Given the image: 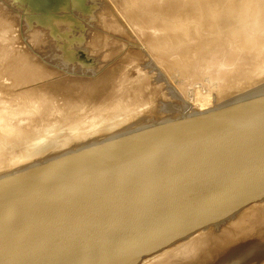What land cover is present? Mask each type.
Wrapping results in <instances>:
<instances>
[{"label": "water", "instance_id": "1", "mask_svg": "<svg viewBox=\"0 0 264 264\" xmlns=\"http://www.w3.org/2000/svg\"><path fill=\"white\" fill-rule=\"evenodd\" d=\"M102 139L0 179V264H264V86Z\"/></svg>", "mask_w": 264, "mask_h": 264}, {"label": "rangeland", "instance_id": "2", "mask_svg": "<svg viewBox=\"0 0 264 264\" xmlns=\"http://www.w3.org/2000/svg\"><path fill=\"white\" fill-rule=\"evenodd\" d=\"M21 1L22 0H10V2L7 3V7L6 5H0L2 13L5 11L10 12L12 10L11 13H9V16H4L6 20L1 16L2 13L0 14V179L12 175L16 171L41 165L47 161L61 157L64 154L66 155L67 150L72 149L67 152L69 153L76 150L75 148L80 145L86 144L84 145V148H88L93 145V141L98 140L99 138L107 139L110 137V134L115 132L118 133V131H122L128 127L146 123L147 121L160 120L165 117L178 116L185 111L196 112V109H198L201 103L200 100L207 96V98L215 97L212 99L215 104L217 98L223 99L224 101H220V103H223L229 99L242 96L245 93L264 86V73H259L260 70H264V34H259V32H264V22L263 20H260L262 19V15H264L261 14L264 12V0H199L200 3L201 1L202 3L204 2L203 7H200L202 4L199 5V1L197 3L199 7L198 9L201 10V15L204 14L202 12L203 9L200 8L206 6L207 8L205 9L209 10V12L207 11V14L203 10L205 16H202L201 18L205 17L203 18L204 20L209 19L206 15L212 14V11L210 10L211 7L212 10H215L217 7L216 10H220L219 7L221 4L224 6L225 11L221 6L220 12L222 14L219 15L220 17H218V19L223 20L227 17L229 18V22L230 16L233 17L231 14V11H233L231 6H234L235 8L237 7L236 11L238 13L244 11L243 15L241 14L242 17L246 18V16H249L247 18V23L250 21L248 24L251 26L248 27L247 23V26L244 25L245 23H243V21L245 19L242 18L244 20L240 22V25H242V27L245 26V28L241 29L239 26L242 31L238 32L239 28L238 30L236 29L237 32H234L235 35L234 33L231 34V37L229 34L225 33V36V34L221 32L223 28H221L222 25H220L221 30L218 33H221L224 38H221L219 36L220 34L218 35L220 38H218V36L216 34L215 36L213 33L216 37V39H214L212 38V35V37L209 36L211 33L208 32V37L205 36V39H208H202V43L198 41V44L196 41L201 39L199 37L202 36L197 37L195 35L198 33H196L195 35L189 36H195L196 39L198 38L197 40L192 38L195 40H192V42L196 44L194 46L191 44L192 42H188V37H185L188 43L186 40L184 41V38L182 39L183 41L177 43L179 50L175 44L174 50L172 48L174 47L173 44L172 47H169L172 49L168 50L167 45V48L162 46V48L167 50L166 52L165 49H162V52L168 54L170 50V53L168 54L169 56L164 53V55H158L162 58V61H164V65H162L163 62L160 61L161 59L159 57L156 58L155 54L153 56V54L150 53L151 51H149V48L141 42L143 34L141 33V38V35H138V33L135 32L136 30L129 27L126 21L123 20V17L128 10L126 11L123 7L119 5L117 6L113 1L57 0V2L50 7L45 3L46 0H40L42 2H36V4L30 0H23L28 6L22 10L17 11V9L13 12L16 5H18V8L20 7L19 5L22 3ZM161 1L163 4H165V2L169 4V2H171V5L173 4L172 7H174L176 1L178 4L181 1L185 2L186 5L189 4L188 6H191L190 2H196V0H174L175 2L172 3L173 0H160V6L163 5L161 4ZM186 1L189 2L187 3ZM182 2L181 4H183ZM221 2L225 4H222ZM218 3H220L219 6ZM178 4L175 6L181 5ZM185 4L182 6L185 7V10L180 6V10H183V13L177 9L179 12L178 17L181 18L178 19L181 21L187 20L186 17L189 15L188 13L191 12V16L189 17L191 18L193 17L192 15H195L192 11H197V7L196 9L194 7L197 5L196 3L194 6L192 5L193 7L191 6L189 8H186ZM251 5L253 8L255 5H257V7L252 9ZM191 8H194L195 10L192 9L191 11ZM174 9L176 10V7ZM187 9L190 10L187 11L188 13L186 12ZM226 9L228 13L226 12ZM251 10L258 12V15L253 18L255 21H252L253 24L257 22L255 25L251 24L254 14ZM223 11L226 13V16L223 15ZM213 12L215 13V11ZM252 12L253 14H251ZM114 15H116V17H114ZM199 17L200 15L198 18ZM208 17L214 18L212 15H208ZM255 18H257V20ZM214 19L211 20L213 21ZM208 21H210V19ZM212 21L210 22L212 23ZM224 22H227V19ZM228 22L227 25H229ZM244 22H246V20ZM212 24H215V22ZM102 25L104 27H102ZM228 27L224 26L225 29L227 28L230 31V28ZM120 28L122 30H120ZM246 28H249L248 30L251 33L255 30V35H253L254 33L251 34V37L253 36L254 38H245V36H243L244 31L247 33L249 32ZM135 29L139 28L137 27ZM199 29L201 30L202 27ZM195 30L197 31L198 29L195 27ZM203 30L204 29L201 31ZM228 30H226L227 33H229ZM189 31L191 32L190 29ZM8 32L11 34H8ZM190 32L188 33L187 30L186 33L190 34ZM193 32L194 31L191 33ZM198 32L200 31L198 30ZM212 32H214V30ZM202 33L203 32H201V34ZM234 37L236 39H241L242 41H236ZM243 37L247 40L243 41ZM104 38L115 42L121 40L123 42H120L124 44V48L120 47L122 46L121 43H118V45L116 43L117 46L109 45L108 47L105 45L107 48L105 46L102 47L104 43H108ZM230 38H232V40ZM219 39L224 42L221 43ZM11 40H13L14 43ZM103 40L105 41L104 43ZM209 40L211 41V47H209L208 44ZM205 41L208 42L207 45H203V43H206ZM218 41L220 43H218ZM251 41H253V43ZM255 41L261 42L258 45L259 42L257 43ZM94 42L97 45L94 44ZM100 42L102 45H100ZM213 42L215 44L218 43L217 45L219 47H213ZM130 44L141 45L139 46L137 53L134 52V54H130V52H126L127 49L132 50V48L129 49L131 46ZM200 44L201 47L202 45L203 47L205 46L204 50L207 51V54L203 49H199ZM94 45L96 46L95 48H93ZM99 45L101 46L100 48ZM10 46H12V48ZM183 47L186 48V50L188 47L190 51H192L191 49L197 48V51L201 50L205 53L201 52L200 55V52L196 54V51L194 52L193 50L190 53L188 50L190 54L193 52L195 53H193V57L190 55L192 58L189 56L191 58L189 59V53L187 56H183V54L186 53L183 51L185 50ZM212 47L215 48L214 51L212 49L209 50ZM151 48L153 49V47ZM121 49H123L124 52L120 53ZM177 50L179 52L175 53ZM182 51L184 52L183 54ZM211 51L216 55L213 52L211 54ZM107 54L108 56L111 54L112 57L111 55L109 56L110 58L105 56ZM170 54H172V56ZM198 55H200V57ZM103 56H105V58ZM182 57H187L190 61L188 62V59L185 58L184 60ZM213 57L216 59H213ZM10 59L11 61H7ZM103 59H105L107 63L105 60L103 61ZM173 61L174 65L176 63L175 66L173 65ZM199 61L201 63H199ZM208 61H211L210 65ZM236 61H238L239 64ZM234 62L237 64L235 65ZM33 63L34 65L36 63V66H34ZM37 63L38 65L41 64L39 68ZM229 63L231 65L230 69L233 68V70L229 72L231 74H228L227 72V78L229 77V80H222L224 78L220 74L222 71L220 69H222L221 67L223 65H225L223 67H226V64L229 65ZM20 65L22 67H20ZM27 67L30 69H27ZM31 67H34L33 70ZM41 67L43 68V71H41ZM183 68H187L186 70L188 72L186 70L184 71ZM20 69L22 72L19 71ZM212 69L213 73H211ZM246 69L247 71L255 69V71L253 70L254 72L249 75ZM52 71L54 73L55 71H59L60 73L53 74ZM35 72H39L40 75ZM218 72L220 76L217 79V76L219 75ZM215 74H217V76ZM57 75L59 76L57 77ZM27 77H30V81ZM45 77L46 80H43ZM47 79L50 81H47ZM240 79H242L245 84L241 82L242 80ZM223 81L224 83L221 87V82ZM65 82L67 85H65ZM18 83L21 84L22 88L19 87L20 85ZM17 87H19V89ZM235 88L238 89L236 90ZM32 91L35 94L32 93ZM220 92L221 95L218 97L217 95ZM225 96L227 97V100ZM108 135L109 137H107ZM37 138H43L39 149L33 147L36 143L35 139ZM21 155L26 156V160H23L24 162L19 159Z\"/></svg>", "mask_w": 264, "mask_h": 264}, {"label": "bare ground", "instance_id": "3", "mask_svg": "<svg viewBox=\"0 0 264 264\" xmlns=\"http://www.w3.org/2000/svg\"><path fill=\"white\" fill-rule=\"evenodd\" d=\"M12 1V0H11ZM113 1V3H115L117 6L119 5V6H121V7H123L127 12L125 13V16L123 17V16H120V17H123V20L124 21H126V23L128 24V26L129 27H132L134 30H136L135 32H137L138 33V35H141V33L143 34V38H142V35L140 36L141 38H142V40H141V42H143L148 48H149V51H151L150 53H152L153 54V56H154V54H155V56H156V58L157 57H159L160 58V56H158V55H161V54H166V55H168L169 53H170V50H169V52H168V54L167 53H165V52H162V49H165V48H167L166 47V45L168 46V48H167V50L168 49H172L173 48V50H174V48H175V46H174V44L178 47V45H177V43H179V42H181V41H183L182 39L184 38V41L186 40V38L185 37H188V42H192V40H194V39H196V37L195 36H202V37H199V38H201V39H196L197 41H196V43H198L199 44V42L198 41H200L201 43H202V39L203 40H207L208 38V36H207V33L208 32H210L211 34L209 35V33H208V35L210 36V37H212V38H214V39H216V35L218 36L219 34V36L221 37V38H224V36L223 35H221V33H218V32H220V30H221V28H223L224 29V31H223V29H222V33H226V34H229V36L231 37L232 35L231 34H233L234 32H237V30H238V28H239V26L241 27V29L242 28H245V26H243L242 27V25H240L241 23L240 22H242L244 19L246 20V22H244L243 21V23H245L244 25H246L247 26V24L248 23H250V21L247 23V18L249 17V16H246V18L245 17H242V15H243V12L241 13H238L237 11H236V9H237V7L235 8L234 6H231V8H232V10L235 12H233V11H231V14L233 15V17H231L230 16V20H229V22H228V19L229 18H227V17H225L223 20H220V19H218V17H220L219 15H221L222 13L220 12L221 11V6L223 7L222 9L225 11V8H224V6L223 5H221L220 3H218V6H219V4H220V7H219V9L220 10H216L215 8H213V9H215V10H212V7H211V11H212V14H208V15H212V16H214V18L212 17H208V15H206L207 16V18H209L210 19V21H212L211 19H214L213 21H212V23H214L215 22V24H212L210 21H208L209 19H203V18H205V17H203V18H201L202 16H205V13H204V11L206 12V14L209 12V10H206L205 8H207L206 6L204 7V8H200V9H203L202 10V12H203V14L204 15H201L202 13H200L201 12V10H199L198 8V4L200 5V4H202V6L200 5V7H203L204 5H203V3H202V1H201V3H200V1L199 0H196V4L198 3V1H199V3L196 5V6H194L195 5V3H194V5H193V3L192 2H190V5L192 6H194L195 7V9H196V7H197V13L195 12V11H192V9L193 10H195L194 8H191L190 10L192 11V13L194 12L195 13V15H192L193 17H191V18H189L190 16H191V12L190 13H188L187 11L189 10V9H187L186 10V12L189 14V15H187V20H179V19H181V18H179L178 17V15H179V12H178V10L181 12L182 11V13H183V10H180V6L182 7V6H184V4H185V2H182L183 4H181V2L179 3V4H181V5H179L178 4V2H177V4L179 5V6H175V5H177L176 4V2L173 0V2L172 3H174L175 2V5H174V7H172V5H171V2H169V4L167 3V2H165V4H163L162 3V1H161V4H163V5H161L160 6V4H159V1L160 0H110V2H112ZM116 1V2H115ZM168 1H170V0H168ZM189 1H193V0H189ZM189 1H186L187 3L189 2ZM207 1V0H206ZM260 1V0H259ZM258 1V2H259ZM8 2H10V0H0V5L1 6H5L6 5V7L8 6ZM22 3L19 5L20 7L18 8V5H16L15 6V4H14V6H15V9H13V12L14 11H16L17 9V11H19V10H22L23 8H26L28 5L27 4H25V2L22 0L21 1ZM42 2V1H41ZM164 2V1H163ZM216 2V1H215ZM219 2V1H218ZM253 2V1H252ZM255 2H257V1H255ZM222 3V2H221ZM249 3H250V1H249ZM260 3H262V2H260ZM263 3H264V1H263ZM104 4V3H103ZM112 4V3H111ZM168 4V5H167ZM222 4H225V3H222ZM227 4V3H226ZM258 4V3H257ZM186 5V4H185ZM189 4H187L186 5V8H189V7H191V6H188ZM205 5H207V4H205ZM214 5V4H213ZM215 5H217V4H215ZM247 5V4H246ZM260 5V4H259ZM1 6H0V8H1ZM108 6V5H107ZM115 6V5H114ZM170 6V7H169ZM192 6V7H193ZM102 7V6H101ZM176 7V10L174 9ZM177 7H179V8H177ZM209 7V6H208ZM214 7V6H213ZM227 7V6H226ZM230 7V6H229ZM246 7V6H245ZM250 7V6H249ZM249 7H247V8H249ZM257 7V5H255V7L253 8L252 7V5H251V8L252 9H255ZM14 8V7H13ZM117 8V7H116ZM235 10H234V9ZM259 8V7H258ZM7 9H10V8H7ZM124 9H122V10H124ZM178 9V10H177ZM182 9H184L185 10V7H182ZM228 9H230V8H228ZM260 9V8H259ZM3 10V9H2ZM114 10V9H113ZM189 10V11H190ZM199 10V11H198ZM242 10V9H241ZM247 10V9H246ZM1 11V10H0ZM4 11V10H3ZM10 11V10H9ZM12 11V10H11ZM11 11L10 12H7V11H5V12H3L2 13V11L0 12V14H1V16H9V13H11ZM118 11V10H117ZM208 11V12H207ZM211 11H210V13H211ZM213 11H215V13L213 12ZM224 11H223V15H225L226 13H224ZM247 11H249V10H247ZM251 11H253V10H251ZM111 12V11H110ZM178 12V13H177ZM226 12L228 13V11H227V9H226ZM246 12V11H245ZM253 12H254V14H253ZM251 14H253V17H252V20H251V24L252 25H255V23H257V22H255L254 24H253V22L255 21V20H253V18L255 17V16H257L258 15V12L257 11H253ZM16 13V12H15ZM119 13H121V12H119ZM181 13V14H182ZM184 13H185V11H184ZM193 13V14H194ZM214 13V14H213ZM255 13H257V14H255ZM18 14V13H17ZM242 14V15H241ZM261 14H264V12L263 13H261ZM12 15V14H11ZM16 15V14H15ZM20 15V14H19ZM94 15V14H93ZM110 15V14H109ZM122 15V14H121ZM200 15V19L198 18V16ZM228 15V14H227ZM241 15V16H240ZM246 15H247V13H246ZM248 15H249V12H248ZM18 16V15H17ZM185 16H186V14H185ZM226 16V15H225ZM229 16V15H228ZM260 16V15H259ZM264 15H262V19H260L261 21L263 20V22H264V17H263ZM11 17H13V16H11ZM114 17H116V15H114ZM118 17V16H117ZM5 18V17H4ZM9 18V17H8ZM179 18V19H178ZM189 18V19H188ZM231 18H232V20H231ZM242 18H244V19H242ZM251 18V17H250ZM102 19H104V18H102ZM116 19V18H115ZM191 19V20H190ZM204 20V21H202V20ZM221 19H222V17H221ZM227 19V22H228V24L229 25H227V22H224L225 20ZM256 20H257V18H255ZM5 20H6V18H5ZM207 20V21H206ZM248 20H250V19H248ZM101 21V20H100ZM99 21V22H100ZM223 23H222V22ZM253 21V22H252ZM117 22H118V20H117ZM262 22V23H263ZM119 23V22H118ZM222 23V24H221ZM224 23H225V25H224ZM247 23V24H246ZM12 24V23H11ZM103 24V23H102ZM115 24V23H114ZM117 24V23H116ZM126 24V25H127ZM220 25H222L221 26V28H220ZM227 25V26H226ZM13 26V25H12ZM11 26V27H12ZM118 26V25H117ZM224 26L225 27H228V26H230V27H228V28H230V31L226 28H224ZM251 26V25H250ZM249 26V24H248V27H250ZM102 27H104L103 25H102ZM119 27V26H118ZM139 28V29H135V28ZM195 27H196V29H198L200 32H198V30L196 31L195 30ZM201 28L202 27V29H204L203 31H201L199 28ZM214 27V28H213ZM255 27V26H254ZM253 27V28H254ZM14 28V27H13ZM189 29L191 30V32L192 31H194L193 33H191L190 31H189ZM237 29V30H236ZM247 29V28H246ZM249 29V28H248ZM247 29V31H249ZM252 29V28H251ZM255 29V28H254ZM253 29V30H254ZM108 30V29H107ZM115 30H117V29H115ZM120 30H122L121 28H120ZM133 30V31H134ZM187 30H188V33L190 32V34H188V33H186L187 32ZM214 30V32H212ZM226 30H228V32L229 33H227V31ZM105 31V30H104ZM118 31V30H117ZM127 31V30H126ZM196 31V32H195ZM204 31H205V35H204ZM239 31H242V30H240V28H239V30H238V32ZM97 32V31H96ZM101 32V31H100ZM201 32H203L202 34H201ZM120 33V32H119ZM196 33H198V34H196ZM213 33H214V35H213ZM218 33V34H217ZM252 33H254L253 35H255V30H254V32H252ZM250 31L247 33V32H245L244 31V33H243V36H245V38L247 37H251V34H252ZM8 34H11V33H9L8 32ZM99 34V33H98ZM196 34V35H195ZM226 34H225V36H226ZM259 34H264V32L263 33H261V32H259ZM190 35H195V36H192V37H189ZM212 35V36H211ZM234 35H235V33H234ZM101 36V35H100ZM99 36V37H100ZM103 36H106V35H103ZM102 36V37H103ZM119 36V35H118ZM205 36H207L206 38L207 39H205ZM218 36V38H220ZM240 36H242V35H240ZM258 36V35H257ZM6 37H9V36H6ZM5 37V38H6ZM133 37V36H132ZM209 37V38H210ZM227 37H228V35H227ZM253 37V36H252ZM251 37V38H252ZM260 37V36H259ZM258 37V38H259ZM98 38V37H97ZM140 38V39H141ZM192 38H194V39H192ZM235 38V37H234ZM244 38V37H243ZM243 39V41L244 40H247V39ZM250 38V39H251ZM254 38V37H253ZM11 39V38H10ZM9 39V40H10ZM13 39V38H12ZM96 39V38H95ZM105 39V38H104ZM108 39V38H107ZM115 39V38H114ZM213 39V40H214ZM226 39V38H225ZM224 39V40H225ZM231 40H232V38H230ZM236 39V38H235ZM238 39V38H237ZM236 39V41H239V40H241V39H238L237 40ZM262 39H263V37H262ZM135 40V39H134ZM211 40V39H210ZM209 40V43L208 42H206V43H203V45H207V43L209 44V47H211L210 46V42L212 41H210ZM220 41H221V39H219ZM228 40V39H227ZM231 40H230V42H231ZM252 40V39H251ZM255 40H257V39H255ZM260 40V39H259ZM11 41H13V40H11ZM96 41V40H95ZM101 41V40H100ZM108 42V43H104V42ZM105 41L103 40V43H104V45L102 46V47H104L105 45L106 46H108L109 47V45L111 46H115L116 45V43H117V45H118V43H121V42H123V41H121V40H117V42H115V41H111V40H106L105 39ZM121 41V42H120ZM195 41V40H194ZM217 41V40H216ZM242 41V40H241ZM263 41V40H262ZM10 42V41H9ZM97 42V41H96ZM102 42V41H101ZM101 42H100V45H102L101 44ZM126 42V41H125ZM186 42H187V40H186ZM187 42V43H188ZM224 42V41H223ZM222 41H221V43H223ZM247 42H249V41H247ZM252 43H253V41H251ZM255 42H259V41H255ZM261 42V41H260ZM260 42L258 43V45L260 44ZM13 43H14V41H13ZM139 43V42H138ZM150 43V44H149ZM214 43V42H213ZM212 43V44H213ZM218 43H220L219 41H218ZM218 43H214V46L213 47H216L217 46V48L219 47L217 44ZM94 44H96L95 42H94ZM126 44V43H125ZM163 44H165V45H163ZM170 46H169V45ZM172 44H173V46L174 47H172ZM191 44H193V46L194 45H196V44H194V42H192ZM263 44H264V42H263ZM12 45V44H11ZM93 45V44H92ZM97 45V44H96ZM99 45V48L101 47ZM116 45V46H117ZM121 45L122 46H120L121 48L124 46V44L123 43H121ZM131 46H130V48L129 49H131L132 48V50H126V52H130V54H134V52H136L137 53V51H138V49H139V46H141L140 44H130ZM184 45H185V43H184ZM203 45H202V47H201V44H200V47H199V45H198V47H199V49L201 48V50L203 49L204 50V48H205V46L203 47ZM229 45H232V44H229ZM236 45V44H235ZM238 45V44H237ZM247 45V44H246ZM253 45V44H252ZM105 46V47H106ZM153 47V49L151 48V47ZM162 46H164L165 48H162ZM243 46V45H242ZM255 46H257V45H255ZM264 46V45H263ZM11 48H12V46H10ZM96 46L94 45L93 46V48H95ZM169 47H172V48H169ZM186 47V46H185ZM210 48L209 50H213L214 51V49L215 48ZM231 47V46H230ZM239 47V46H238ZM253 47H254V45H253ZM107 48V47H106ZM119 48V47H118ZM117 48V49H118ZM124 48V47H123ZM152 50H151V49ZM189 48H190V45H189ZM193 48V47H192ZM222 48V47H221ZM104 49V48H103ZM117 49H115V50H117ZM161 49V50H160ZM178 50H179V47L177 48ZM183 49H185V50H183ZM183 49H181V50H183L184 52H186V53H184L183 51H182V54H183V56H187L188 55V50L190 51V49H188V47H187V50H186V48H184L183 47ZM197 48H195V49H191L192 51L194 50V52L196 51L197 53L196 54H198L199 52V54L201 55V52H203V53H205L204 51H206V50H204V51H197L196 50ZM228 49V48H227ZM231 49V48H230ZM255 49H258V48H255ZM12 50V49H11ZM93 50H96V49H93ZM101 50H102V48H101ZM167 50L165 49V51L167 52ZM172 50V51H173ZM176 50V49H175ZM177 50V52H175V53H178L179 51ZM221 50V49H220ZM254 50V49H253ZM259 50H261V49H259ZM99 51V50H98ZM171 51V53L173 54V52ZM192 51H190V53L192 52ZM213 51H211V54H212V52ZM228 51H230V50H228ZM233 51V50H232ZM239 51V50H238ZM241 51V50H240ZM245 51V50H244ZM249 51V50H248ZM15 52V51H14ZM116 52H118V51H116ZM122 52H124L123 51V49H121L120 50V53H122ZM193 52V53H194ZM222 52V51H221ZM227 52V51H226ZM225 52V53H226ZM236 52V51H235ZM255 52V51H254ZM174 53V54H175ZM181 53V52H180ZM189 53V55H188V57L191 55L192 57H193V53L192 54H190ZM202 53V54H203ZM209 53V52H208ZM214 53V52H213ZM223 53V52H222ZM230 53V52H229ZM114 54H116V53H114ZM118 54V53H117ZM163 54V55H164ZM172 54H170L171 56H172ZM182 54H179V55H182ZM195 54V53H194ZM206 54H207V51H206ZM215 54V53H214ZM218 54V53H217ZM236 54V53H235ZM241 54V53H240ZM239 54V55H240ZM111 55V54H110ZM109 55V56H110ZM200 55H198L199 57H200ZM208 55H210V54H208ZM216 55V54H215ZM227 55V54H226ZM225 55V57L227 58V56ZM249 55H250V53H249ZM248 55V56H249ZM18 56H19V54H18ZM105 56H108V54L107 55H105ZM105 56H103L104 58H105ZM108 56V57H109ZM169 56V55H168ZM170 56V57H171ZM190 56V57H191ZM195 56V55H194ZM223 56V55H222ZM232 56V55H231ZM107 57V58H108ZM111 57H112V55H111ZM163 57V56H162ZM174 57V56H173ZM179 57V56H178ZM177 57V58H178ZM181 57V56H180ZM189 57V59H191ZM215 57V56H214ZM213 57V59H216V58H214ZM220 57V56H219ZM229 57V56H228ZM110 58V57H109ZM164 58V57H163ZM166 58V57H165ZM182 58H184V60H185V58L186 59H188L187 57H182ZM223 58V57H222ZM9 59V58H8ZM26 59V58H25ZM30 59H32V58H30ZM161 60L160 61H162V58H160ZM169 59V58H168ZM167 59V60H168ZM172 59V58H171ZM188 59V62L190 61ZM194 59V58H193ZM202 59V58H201ZM15 60V59H14ZM13 60V61H14ZM105 59H103V61H104ZM166 60V59H165ZM175 60H176V56H175ZM197 60V59H196ZM195 60V61H196ZM199 60V59H198ZM208 60V59H207ZM7 61H11V59L10 60H7ZM40 61V60H39ZM102 61V62H103ZM171 61V60H170ZM179 61V60H178ZM183 61V60H182ZM181 61V62H182ZM187 61V60H186ZM186 61H184V62H186ZM201 61V60H200ZM199 61V63H201ZM206 61V60H205ZM204 61V62H205ZM30 62V61H29ZM28 62V63H29ZM33 62V61H32ZM43 62V61H42ZM105 62H106V60H105ZM163 63H162V65H164V61H162ZM194 62V61H193ZM209 62V61H208ZM211 62V61H210ZM210 62H209V65H210ZM228 62H230V61H228ZM237 63H238V61H236ZM107 63V62H106ZM183 63V62H182ZM190 63H192V62H190ZM197 63V62H196ZM196 63H195V65H196ZM214 63H215V60H214ZM217 63H220V62H217ZM232 63V62H231ZM235 63V62H234ZM237 63H235V65L237 64ZM239 64V63H238ZM263 64H264V62H263ZM33 65H34V63H33ZM37 65H38V63H37ZM165 65H166V63H165ZM173 65H174V61H173ZM175 65H176V63H175ZM174 65V66H175ZM178 65H179V63H178ZM180 65H181V63H180ZM229 65H230V63H229ZM229 65H227L226 64V67H223V66H225V65H223L221 68L222 69H220V70H222L221 71V75H222V77L224 78V79H222V80H227L228 78H227V76H228V74H231V73H229L230 71H232L233 70V68L232 69H230L231 68V65L229 66ZM34 66H36V63H35V65ZM41 66V64H39L38 65V68ZM105 66V65H104ZM107 66V65H106ZM198 66H200V65H198ZM202 66V65H201ZM205 66V65H204ZM206 66H207V63H206ZM215 66H217V65H215ZM248 66V65H247ZM20 67H22L21 65H20ZM19 67V68H20ZM25 67H26V65H25ZM169 67V66H168ZM184 67V66H183ZM193 67V66H192ZM233 67V66H232ZM34 68V67H33ZM33 68L31 67V69L33 70ZM42 68V67H41ZM40 68V69H41ZM171 68V67H170ZM175 68V67H174ZM208 68H209V66H208ZM213 68V67H212ZM27 69H30V68H28L27 67ZM102 69V68H101ZM106 69V68H105ZM176 69V68H175ZM182 69V68H181ZM184 69V68H183ZM187 69V68H186ZM186 69H184V71L186 70ZM204 69V68H203ZM205 69H206V67H205ZM214 69V68H213ZM213 69H212V71H211V73H213ZM36 70V69H35ZM34 70V71H35ZM169 70V69H168ZM173 70V69H172ZM189 70V69H188ZM197 70V69H196ZM195 70V71H196ZM254 71H255V69H253ZM253 70H251V71H247V69H246V71H247V73L250 75V74H252L254 71ZM20 72H22L21 71V69L19 70ZM31 71V70H30ZM33 71V72H34ZM41 71H43V68H42V70ZM48 71V70H47ZM54 71V70H53ZM52 71V73L53 74H55V73H57L58 74V72H56L55 71V73ZM171 71V70H170ZM187 71V70H186ZM241 71V70H240ZM243 71V70H242ZM259 71V70H258ZM32 72V71H31ZM40 72V71H39ZM39 72H35L36 74H39ZM45 72V71H44ZM49 72V71H48ZM47 72V73H48ZM173 72V71H172ZM188 72V71H187ZM186 72V73H187ZM216 72V71H215ZM227 72H228V74H227ZM46 73V74H47ZM60 73V72H59ZM246 73V72H245ZM259 73H264V70H260L259 71ZM16 74H17V72H16ZM20 74V73H19ZM18 74V75H19ZM34 74V73H33ZM45 74V73H44ZM53 74H52V76H53ZM84 74V73H83ZM102 74V73H101ZM193 74V73H192ZM198 74V73H197ZM218 74H219V72H218ZM220 74L217 76V74H215L216 76H217V79L219 78V76H220ZM240 74V73H239ZM17 75V76H18ZM40 75V74H39ZM213 75V74H212ZM214 75V76H215ZM238 75V74H237ZM24 76V75H23ZM55 76V75H54ZM59 75H57V77H58ZM100 76V75H99ZM98 76V77H99ZM187 76H188V74H187ZM198 76V75H197ZM245 76V75H244ZM246 76H247V74H246ZM264 76V75H263ZM21 77V76H20ZM26 77V76H25ZM56 77V76H55ZM237 77V76H236ZM235 77V78H236ZM247 77H249V76H247ZM247 77H244V78H247ZM30 78V77H29ZM29 78L27 77V79L29 80ZM83 78V77H82ZM190 78V77H189ZM188 78V79H189ZM192 78V77H191ZM241 78H242V76H241ZM243 78V79H244ZM56 79V78H55ZM93 79V78H92ZM197 79V78H196ZM249 79H250V77H249ZM260 79V78H259ZM27 80V81H28ZM43 80H46V77H45V79L43 78ZM49 79H47V81H48ZM192 80V79H191ZM220 80V79H219ZM218 80V81H219ZM222 80H220V81H222ZM229 80V79H228ZM231 80V79H230ZM239 80V79H238ZM240 80H242V79H240ZM254 80H255V78H254ZM23 81V80H22ZM30 81V80H29ZM50 81V80H49ZM93 81V80H92ZM94 81H95V79H94ZM98 81V80H97ZM193 81V80H192ZM195 81V80H194ZM249 81V80H248ZM25 82V81H24ZM67 82V81H66ZM65 82V83H66ZM191 82V81H190ZM190 82H189V84H190ZM237 82V81H236ZM241 82H243V80L241 81ZM264 82V81H263ZM17 83V82H16ZM21 83V82H20ZM26 83H28V82H26ZM68 83V82H67ZM67 83L65 84V85H67ZM195 83V82H194ZM222 83V84H221ZM220 84H221V87L223 86V83H224V81L223 82H221ZM244 83V82H243ZM19 84V83H18ZM22 84V83H21ZM21 84H19L18 86L19 87H21ZM234 84V83H233ZM245 84V83H244ZM251 84V83H250ZM262 84V83H261ZM27 85V84H26ZM25 85V86H26ZM249 85V84H248ZM24 86V87H25ZM44 86V85H43ZM54 86V85H53ZM188 86V85H187ZM247 86V85H246ZM19 87H17L18 89H19ZM27 87H29V86H27ZM220 87V88H221ZM236 87V86H235ZM238 87V86H237ZM244 87V86H243ZM22 88V87H21ZM219 88V89H220ZM240 88H242V87H240ZM45 89V88H44ZM236 90L238 89V88H235ZM252 89V88H251ZM22 90V89H21ZM40 90H42V89H40ZM229 90V89H228ZM36 91V90H35ZM230 91H231V89H230ZM241 91V90H240ZM227 92V91H226ZM245 92V91H244ZM32 93H34L33 91H32ZM223 93V92H222ZM35 94V93H34ZM218 94V93H217ZM236 94V93H235ZM221 95V92L217 95L218 97ZM225 95V94H224ZM238 95V94H237ZM227 96V95H226ZM225 96V97H226ZM25 97V96H24ZM208 97V96H207ZM203 98V99H201L200 101H201V103H200V105H199V107H198V109H196L197 111L195 112V114L196 113H198V112H204V111H207L208 109H210V108H212V107H214V106H216V105H218V104H220V101L221 100H223V99H219V98H217V102H216V104L212 101V99L213 98H215V97H209V98ZM223 97V96H222ZM230 97V96H229ZM30 98V97H29ZM18 99V98H17ZM226 100H227V97H226ZM230 100V99H229ZM36 101V100H35ZM224 101V100H223ZM34 102V101H33ZM213 102V103H212ZM27 104V103H26ZM34 104V103H33ZM35 105H37V104H35ZM17 106V105H16ZM27 108V107H26ZM194 109V108H193ZM33 110V109H32ZM195 110V109H194ZM31 111V110H30ZM117 130V129H116ZM88 131V130H87ZM119 132V131H118ZM92 133H93V131H92ZM116 133V132H115ZM42 140H43V138H37V139H35V141H36V143H35V145L33 146L34 148H36V149H39V147H40V145L42 144ZM68 152V151H67ZM66 152V154H68ZM65 155V154H64ZM63 155V156H64ZM26 158V156H20L19 157V159L20 160H22V162H24L23 160H26L25 159Z\"/></svg>", "mask_w": 264, "mask_h": 264}]
</instances>
